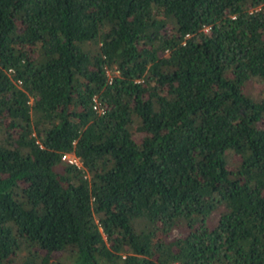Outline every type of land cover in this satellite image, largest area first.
<instances>
[{"label":"trees","instance_id":"trees-1","mask_svg":"<svg viewBox=\"0 0 264 264\" xmlns=\"http://www.w3.org/2000/svg\"><path fill=\"white\" fill-rule=\"evenodd\" d=\"M0 264H264V0H0Z\"/></svg>","mask_w":264,"mask_h":264},{"label":"built area","instance_id":"built-area-1","mask_svg":"<svg viewBox=\"0 0 264 264\" xmlns=\"http://www.w3.org/2000/svg\"><path fill=\"white\" fill-rule=\"evenodd\" d=\"M63 158L68 160L69 162H75L77 163L76 158L72 154H64Z\"/></svg>","mask_w":264,"mask_h":264},{"label":"rangeland","instance_id":"rangeland-1","mask_svg":"<svg viewBox=\"0 0 264 264\" xmlns=\"http://www.w3.org/2000/svg\"><path fill=\"white\" fill-rule=\"evenodd\" d=\"M251 88L254 89V92L257 90H263V85L262 84H255L253 86H251Z\"/></svg>","mask_w":264,"mask_h":264}]
</instances>
